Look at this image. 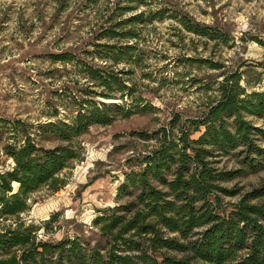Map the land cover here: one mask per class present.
<instances>
[{
	"label": "rangeland",
	"instance_id": "374dc122",
	"mask_svg": "<svg viewBox=\"0 0 264 264\" xmlns=\"http://www.w3.org/2000/svg\"><path fill=\"white\" fill-rule=\"evenodd\" d=\"M180 18L201 24L203 34ZM106 28L132 34L100 35ZM56 52L71 57H49ZM90 68L111 78L110 87L91 77ZM233 73L244 92L264 91V0H0V174L14 164L7 146L27 137L36 148L67 145L75 156L61 175L64 186L27 199L22 227L38 225L40 240L79 237L92 244L95 218L128 200L118 198L117 189L127 172L141 168L137 163L161 128L178 114L202 116ZM103 104L123 111L109 110L111 123L89 125L69 141L41 129ZM249 119L264 128L263 118ZM203 131L201 125L190 137ZM256 143L264 148V136ZM240 150L209 158L219 169H241L226 185L238 193L224 196L225 204L264 185V157L246 168L238 162ZM11 185L16 192L18 184ZM13 221L0 218V228L14 227Z\"/></svg>",
	"mask_w": 264,
	"mask_h": 264
},
{
	"label": "trees",
	"instance_id": "16d2710c",
	"mask_svg": "<svg viewBox=\"0 0 264 264\" xmlns=\"http://www.w3.org/2000/svg\"><path fill=\"white\" fill-rule=\"evenodd\" d=\"M189 21L180 18L185 28L203 34L201 24ZM130 34L131 29L117 33L106 28L100 35ZM49 55L62 61L71 57L69 52ZM98 72L90 68L89 73L109 88L113 80ZM239 77L233 73L224 79L219 97L199 118L178 114V133L176 119L169 128H161L155 146L137 163L141 168L127 172L117 189V197L128 200L104 208L95 218L92 244L79 237L40 240L35 232L39 226L22 227L19 218L30 208L31 194L42 189L55 192L66 184L61 175L72 165V150L67 145L36 148L28 137L16 147L7 146L5 153L14 164L0 174V218H13L15 226L0 228V264H264V185L225 204L224 196L238 193V188L226 185L241 169H219L209 159L241 148L238 162L254 169L257 159L264 157V148L256 143L264 128L249 119H264V91L244 92ZM112 109L123 111L114 104L93 106L77 112L70 123L50 122L41 129L69 141L89 125L111 123ZM201 125L204 131L191 138ZM13 182L18 187L10 193Z\"/></svg>",
	"mask_w": 264,
	"mask_h": 264
},
{
	"label": "bare ground",
	"instance_id": "6f19581e",
	"mask_svg": "<svg viewBox=\"0 0 264 264\" xmlns=\"http://www.w3.org/2000/svg\"><path fill=\"white\" fill-rule=\"evenodd\" d=\"M14 184H17V182H13Z\"/></svg>",
	"mask_w": 264,
	"mask_h": 264
}]
</instances>
